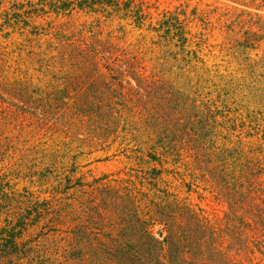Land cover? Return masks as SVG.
<instances>
[{
	"label": "rangeland",
	"instance_id": "374dc122",
	"mask_svg": "<svg viewBox=\"0 0 264 264\" xmlns=\"http://www.w3.org/2000/svg\"><path fill=\"white\" fill-rule=\"evenodd\" d=\"M126 247L264 264V0H0V264Z\"/></svg>",
	"mask_w": 264,
	"mask_h": 264
},
{
	"label": "trees",
	"instance_id": "16d2710c",
	"mask_svg": "<svg viewBox=\"0 0 264 264\" xmlns=\"http://www.w3.org/2000/svg\"><path fill=\"white\" fill-rule=\"evenodd\" d=\"M150 243L153 244L154 240L153 238L150 236ZM173 243V242H172ZM174 244V243H173ZM175 245V244H174ZM157 242H154V245H152L151 248L149 249H152V250H157ZM98 250L102 251L103 253H105L104 255H107V256H110V258L112 259H117L119 260V262H121L122 264H133V262L136 263V261H139L140 258L137 257V256H129L131 254V249L129 247H126V248H120L118 251H116V253H111V252H107V251H103L102 248H98ZM152 253V252H151ZM107 258V257H106ZM110 259V260H111ZM131 259L134 260L133 262H131ZM181 262L184 261L183 259L180 260Z\"/></svg>",
	"mask_w": 264,
	"mask_h": 264
}]
</instances>
